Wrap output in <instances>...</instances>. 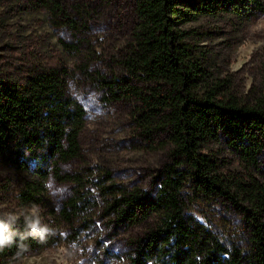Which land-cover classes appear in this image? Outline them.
I'll list each match as a JSON object with an SVG mask.
<instances>
[{
  "label": "trees",
  "instance_id": "obj_1",
  "mask_svg": "<svg viewBox=\"0 0 264 264\" xmlns=\"http://www.w3.org/2000/svg\"><path fill=\"white\" fill-rule=\"evenodd\" d=\"M26 1L64 16L73 0ZM262 14L263 0H135V25L120 58L123 74L104 83L110 101L133 104L139 136L168 148L170 163L155 194L96 184L115 222L130 227L154 219L133 243L130 264H264V86L246 97L233 95L227 79L207 71L192 28L226 16L244 24ZM11 51V60L0 64V169L22 178L14 192L1 187L16 213H0V220L26 233L25 216L35 205L49 233L25 240L20 255L15 243L0 249V264L64 241L60 221L71 213L49 207V178L74 183L76 195L91 185L86 172L61 167L81 156L86 122L84 107L69 95L67 64L33 48ZM77 198L69 211L83 203ZM190 201L225 205L239 225L236 240L190 215Z\"/></svg>",
  "mask_w": 264,
  "mask_h": 264
},
{
  "label": "rangeland",
  "instance_id": "obj_2",
  "mask_svg": "<svg viewBox=\"0 0 264 264\" xmlns=\"http://www.w3.org/2000/svg\"><path fill=\"white\" fill-rule=\"evenodd\" d=\"M134 4L135 0H73L67 15L56 16L29 6L26 0H0V64L11 60L10 50L22 54L29 48L44 56L57 54L67 64L69 95L84 107L86 122L79 137L81 156L61 167L63 172L82 171L91 177V185L77 195L74 183L48 179L49 207L58 214L62 208L71 213L60 221L64 241L5 264H130L133 243L144 238L154 223L150 219L128 227L115 222L96 185L112 182L155 194L170 163L168 148L158 149L139 136L133 104L110 101L104 83L123 74L120 58L135 25ZM192 28L200 35L206 68L214 79H227L230 92L238 97L262 90L264 14L244 24L226 16L203 20ZM21 178L14 171L0 169V213L5 216L16 211L1 187L14 192ZM78 195L83 203L69 211L70 200ZM187 211L236 240L237 219L226 213L220 201H190ZM39 216L45 217L40 212Z\"/></svg>",
  "mask_w": 264,
  "mask_h": 264
},
{
  "label": "clouds",
  "instance_id": "obj_3",
  "mask_svg": "<svg viewBox=\"0 0 264 264\" xmlns=\"http://www.w3.org/2000/svg\"><path fill=\"white\" fill-rule=\"evenodd\" d=\"M25 229L26 233L17 232L8 223L0 220V249L15 243L18 247L17 255H20L22 251H26L27 245L24 241L29 237L40 240L47 236L49 229L40 219L38 206L34 205L25 216Z\"/></svg>",
  "mask_w": 264,
  "mask_h": 264
}]
</instances>
